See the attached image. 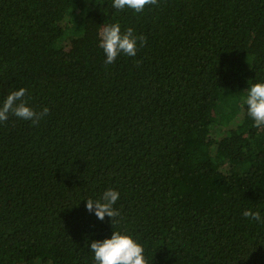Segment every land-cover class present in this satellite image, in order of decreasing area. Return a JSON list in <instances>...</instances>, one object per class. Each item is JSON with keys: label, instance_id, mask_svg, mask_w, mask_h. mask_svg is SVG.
<instances>
[{"label": "trees", "instance_id": "trees-1", "mask_svg": "<svg viewBox=\"0 0 264 264\" xmlns=\"http://www.w3.org/2000/svg\"><path fill=\"white\" fill-rule=\"evenodd\" d=\"M112 3L0 0V104L23 87L50 109L0 123V264H97L91 242L116 229L148 264H264V126L245 103L264 0ZM117 22L147 43L106 66ZM109 188L115 226L86 207Z\"/></svg>", "mask_w": 264, "mask_h": 264}, {"label": "clouds", "instance_id": "clouds-1", "mask_svg": "<svg viewBox=\"0 0 264 264\" xmlns=\"http://www.w3.org/2000/svg\"><path fill=\"white\" fill-rule=\"evenodd\" d=\"M158 3L159 0H113L112 6L118 10L128 8L136 13H141L146 6ZM99 35L100 47L106 54L104 61L106 66L113 64L121 54L135 57L138 52V42L139 46L147 43L146 37L137 36L131 27L122 31L118 22L105 26ZM26 96L27 89L23 87L6 96L0 104V123L6 122L9 114H12L19 119L38 125L50 113V109L46 106L40 111L33 109L25 99ZM245 103L248 105L249 115L255 122L254 126H264V82L251 85ZM119 198V192L109 188L103 192L99 199H87L86 207L89 212H94L100 220H104L105 216L111 217L115 226L116 218L120 216V212L114 205ZM243 215L252 220H261L259 211L248 209L244 211ZM90 249L94 253L97 264H148L142 244L131 235L117 229L111 238L92 241Z\"/></svg>", "mask_w": 264, "mask_h": 264}, {"label": "rangeland", "instance_id": "rangeland-1", "mask_svg": "<svg viewBox=\"0 0 264 264\" xmlns=\"http://www.w3.org/2000/svg\"><path fill=\"white\" fill-rule=\"evenodd\" d=\"M220 177L219 176H216V179H215V181L214 180H212L214 183H217V179H219ZM218 184V183H217Z\"/></svg>", "mask_w": 264, "mask_h": 264}]
</instances>
